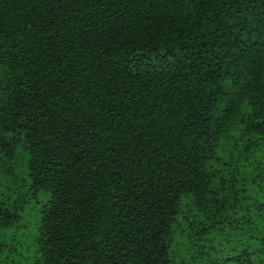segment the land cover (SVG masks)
<instances>
[{
    "label": "trees",
    "instance_id": "1",
    "mask_svg": "<svg viewBox=\"0 0 264 264\" xmlns=\"http://www.w3.org/2000/svg\"><path fill=\"white\" fill-rule=\"evenodd\" d=\"M0 264H264V0H0Z\"/></svg>",
    "mask_w": 264,
    "mask_h": 264
}]
</instances>
